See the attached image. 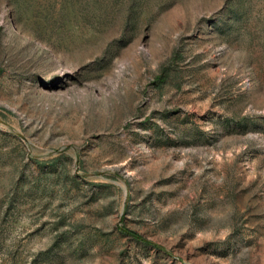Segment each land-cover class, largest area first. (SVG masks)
I'll use <instances>...</instances> for the list:
<instances>
[{
  "label": "rangeland",
  "instance_id": "1",
  "mask_svg": "<svg viewBox=\"0 0 264 264\" xmlns=\"http://www.w3.org/2000/svg\"><path fill=\"white\" fill-rule=\"evenodd\" d=\"M0 264H264V0H0Z\"/></svg>",
  "mask_w": 264,
  "mask_h": 264
},
{
  "label": "trees",
  "instance_id": "2",
  "mask_svg": "<svg viewBox=\"0 0 264 264\" xmlns=\"http://www.w3.org/2000/svg\"><path fill=\"white\" fill-rule=\"evenodd\" d=\"M128 233H130L134 238H136L138 240H143V238H141L140 235H138L137 233H135L133 231H128Z\"/></svg>",
  "mask_w": 264,
  "mask_h": 264
}]
</instances>
